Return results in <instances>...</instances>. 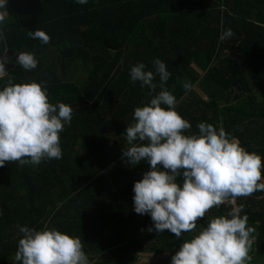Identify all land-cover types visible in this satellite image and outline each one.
Returning a JSON list of instances; mask_svg holds the SVG:
<instances>
[{"label":"trees","instance_id":"trees-1","mask_svg":"<svg viewBox=\"0 0 264 264\" xmlns=\"http://www.w3.org/2000/svg\"><path fill=\"white\" fill-rule=\"evenodd\" d=\"M0 10V264L264 254V0Z\"/></svg>","mask_w":264,"mask_h":264},{"label":"rangeland","instance_id":"rangeland-1","mask_svg":"<svg viewBox=\"0 0 264 264\" xmlns=\"http://www.w3.org/2000/svg\"><path fill=\"white\" fill-rule=\"evenodd\" d=\"M0 14L4 15L5 12L0 10ZM188 220L191 224L197 223L198 214L196 212L191 213L188 216ZM198 255L199 258L197 261L192 259L193 257L187 259V254L181 253H164L150 257L148 255H142L140 262L137 260L135 264H178L176 262H185L183 264H264V254L257 253L245 255L204 253ZM94 256L96 254L93 252L67 254L65 256L50 252L44 256L40 255L38 264H91L90 261Z\"/></svg>","mask_w":264,"mask_h":264},{"label":"crops","instance_id":"crops-1","mask_svg":"<svg viewBox=\"0 0 264 264\" xmlns=\"http://www.w3.org/2000/svg\"><path fill=\"white\" fill-rule=\"evenodd\" d=\"M1 7V6H0ZM0 15H2V14H0ZM164 254V253H163ZM142 255H148L149 257L150 256H158V254H154V253H141L140 254V257H139V262H140V258L142 257ZM190 257H193L192 259H194V260H198V258H199V255L197 254V255H189V254H187V256H186V258L188 259V258H190ZM96 258H98V255H96V256H94V257H92V260L90 261V263H92ZM187 259H186V261H187ZM149 261H150V258H149ZM147 263H148V261H147ZM176 263H178V264H183V263H185V262H176Z\"/></svg>","mask_w":264,"mask_h":264},{"label":"built area","instance_id":"built-area-1","mask_svg":"<svg viewBox=\"0 0 264 264\" xmlns=\"http://www.w3.org/2000/svg\"><path fill=\"white\" fill-rule=\"evenodd\" d=\"M2 2H3V0H0V6H1ZM3 73H4V71H3L2 68L0 67V74H3ZM220 201L227 202L228 199H227V198H223V199L221 198Z\"/></svg>","mask_w":264,"mask_h":264},{"label":"clouds","instance_id":"clouds-1","mask_svg":"<svg viewBox=\"0 0 264 264\" xmlns=\"http://www.w3.org/2000/svg\"><path fill=\"white\" fill-rule=\"evenodd\" d=\"M2 4H3V2H2ZM2 4H1V7H2Z\"/></svg>","mask_w":264,"mask_h":264}]
</instances>
